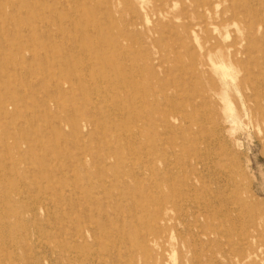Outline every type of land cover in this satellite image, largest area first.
I'll return each instance as SVG.
<instances>
[{"label":"rangeland","instance_id":"rangeland-1","mask_svg":"<svg viewBox=\"0 0 264 264\" xmlns=\"http://www.w3.org/2000/svg\"><path fill=\"white\" fill-rule=\"evenodd\" d=\"M194 6L0 0V168L7 167L12 188L7 195L0 178V264H234L246 234L256 252L247 264H264V57L247 102L235 85L243 75L228 55L219 74L195 71L198 60H221L207 46L245 35L251 42L241 48L264 54V0H226L209 19L220 31L210 26L198 40L187 33ZM124 31L131 40L118 37ZM116 41L122 53L109 50ZM214 84V103L185 106ZM135 94L146 95L147 104ZM250 107L253 114L244 111ZM188 132L202 137L198 147ZM213 166L222 168L209 174ZM203 172L206 183L199 181ZM168 194L176 213L189 216L160 230L167 234L161 247L149 237ZM241 200L255 208L241 212Z\"/></svg>","mask_w":264,"mask_h":264},{"label":"bare ground","instance_id":"bare-ground-1","mask_svg":"<svg viewBox=\"0 0 264 264\" xmlns=\"http://www.w3.org/2000/svg\"><path fill=\"white\" fill-rule=\"evenodd\" d=\"M18 1V0H17ZM61 1V0H60ZM67 2V0H64ZM226 0H193L195 6L193 8L194 10V13H193V21L188 24L189 27L188 28V37L192 38V39H195V40H198L200 37H201V31L206 29L208 31V29H210V26H213L214 30L215 31H220V27L218 25H216L214 22H211L209 19L212 18V14L213 12L215 11V9L217 7H219L221 4H223ZM233 1V0H231ZM235 2V1H234ZM253 2V0H252ZM89 3V2H88ZM181 3V2H180ZM51 4V3H50ZM236 4H237V1H236ZM62 5V4H61ZM60 5V6H61ZM231 5V4H230ZM240 5V4H239ZM88 6V5H87ZM86 6V7H87ZM170 6H173L172 4ZM85 7V8H86ZM231 7V6H230ZM53 8V7H52ZM51 8V9H52ZM60 8V7H59ZM84 8V6L82 7ZM91 8V7H90ZM65 9V8H64ZM89 9V8H88ZM86 9V10H88ZM96 12V8H94ZM100 9V8H99ZM255 9V7H254ZM46 10V11H45ZM44 10L45 13H47V8ZM85 10V9H83ZM92 10V9H91ZM186 10V9H185ZM261 10V9H260ZM78 11V10H77ZM43 12V13H44ZM86 11H84L85 13ZM169 12L170 10H167L166 8L162 9V13L164 15H169ZM262 12V11H261ZM88 13V12H87ZM86 13V14H87ZM259 13V12H258ZM263 13V12H262ZM58 15V13H56ZM67 14V13H66ZM90 14V13H89ZM264 14V13H263ZM224 15V14H223ZM233 15V14H232ZM67 16V15H66ZM73 16V15H72ZM7 17V16H6ZM92 17V16H91ZM44 20L46 19L45 17H43ZM42 18V20H43ZM62 18V16H61ZM78 18V17H77ZM88 20H89V17H86ZM100 18V17H99ZM102 18V17H101ZM66 19V18H65ZM82 19V18H81ZM6 20V19H5ZM76 20V19H75ZM50 21V19H49ZM62 21V20H61ZM236 21L239 22L238 19H236ZM73 24H74V20L71 21ZM78 22V21H77ZM151 22V21H150ZM232 22V21H231ZM241 22V21H240ZM51 22H49L50 24ZM81 24V23H80ZM105 24V23H104ZM78 25V23H77ZM76 25V26H77ZM110 25V24H109ZM134 25L135 27L137 26V23L134 22ZM187 25V26H188ZM50 26V25H49ZM79 27V26H78ZM93 27L95 29H102L101 28V24L99 25L96 21L94 22L93 24ZM106 27V26H105ZM109 27V26H108ZM255 27V26H254ZM74 28V27H73ZM72 28V29H73ZM96 30V31H97ZM4 31H6L4 29ZM77 31V29H76ZM257 31V29H256ZM59 33L61 32V29L60 31H58ZM54 33V32H53ZM47 34V33H46ZM165 35V34H164ZM3 36V35H2ZM53 36V35H52ZM57 36V34H56ZM80 36V35H79ZM90 36V35H89ZM119 38H124V40H131V38L127 37V34L126 32H122L119 36ZM50 38V37H49ZM65 38V37H64ZM67 38V37H66ZM94 38V37H93ZM80 39V38H79ZM244 41H247L249 40L248 42H251V38H249L247 35H245V37L241 38L240 40L239 39H235L233 42L225 45L224 47H221L220 45H211V46H207L205 49L206 50H210L212 52H219V57L221 58L220 62L218 63L217 60L216 61H213L212 60V64L209 63L208 61L204 60V61H201V60H198L196 65H195V71L200 73L202 71V75H208V77H211V75L213 73H218V69L221 68V67H226L227 66V63H226V60H225V57L228 55L231 60H232V63H236L237 67L239 66L240 68V72L242 73V77L240 78L239 80V83H235L236 86L238 87H241L243 88V93L241 95V98L244 100V101H250L252 100V93L254 92V88L256 87L257 83H256V79H254L256 77V72L259 71V72H263V69H262V58L264 57V54H260L259 57H256V56H253L252 54V51H251V46L250 44L249 45H245L244 48H241V46H243L242 42ZM100 41V40H99ZM111 41V40H110ZM117 42V41H116ZM113 43L110 44L109 46V50H112L114 51L113 53H116V54H119V52L122 53L123 51V45L120 44L119 42L117 43ZM199 42V41H198ZM264 45V44H263ZM84 46V45H83ZM79 47V46H78ZM203 47H205V45L203 44ZM253 47H255L253 45ZM256 48V47H255ZM83 49V47H82ZM85 49V48H84ZM108 48L103 44L100 46V50L104 52V50H107ZM254 49V48H253ZM255 50V49H254ZM79 51V50H78ZM88 51V50H87ZM97 51V50H96ZM82 52V51H81ZM126 52V51H125ZM254 52V51H253ZM264 52V51H263ZM64 53H67V52H63ZM86 53V52H85ZM84 53V54H85ZM94 53V52H93ZM257 53V52H256ZM69 54V53H68ZM89 54V53H88ZM79 55V53H78ZM90 55V54H89ZM94 55V54H92ZM110 55V54H109ZM240 55H242V57H240ZM65 56V55H64ZM71 57V56H70ZM82 57V55H81ZM124 57V56H123ZM98 58V57H97ZM104 58V57H103ZM70 59V58H69ZM72 59V58H71ZM108 59V58H107ZM93 60V58H92ZM100 60V58H99ZM104 60V59H103ZM46 61V59H45ZM97 62V61H96ZM107 62V61H106ZM109 62V61H108ZM78 63V62H77ZM75 64V66H79V64ZM86 63V61H85ZM162 63V62H161ZM84 64V63H83ZM104 64V63H103ZM85 65V64H84ZM13 66V65H12ZM81 66V65H80ZM230 66H231V62H230ZM72 69V68H71ZM201 69V70H200ZM26 70V69H25ZM117 70V69H116ZM199 70V71H198ZM71 71V70H70ZM74 72V71H73ZM228 69H223V72H222V79L221 81H223L222 83L224 85H228L227 83V80H225V77H227L226 75L228 74ZM27 74V73H26ZM199 75V74H198ZM98 76V75H97ZM115 76V75H114ZM71 77V76H70ZM259 79H261L260 77H258ZM101 79V77H100ZM201 79V78H200ZM254 79V80H253ZM117 80V79H116ZM202 81V79L200 80V82ZM260 81V80H259ZM203 82H201L202 84ZM107 84V83H106ZM110 87V86H109ZM157 87V86H156ZM101 88V87H100ZM57 89V88H56ZM120 89V88H119ZM212 90H204L203 93L200 94V98H195V97H191V96H188L187 97V102L185 104V106L187 107H192L193 109H197V108H200L202 107L203 105H207L211 102H215V95L217 94L218 92V86L216 84H214L211 88ZM246 89H249L251 90V94H246L245 90ZM260 89V88H258ZM102 90V88H101ZM157 89H155L156 91ZM65 91V90H64ZM80 91V90H79ZM154 91V90H153ZM110 92V91H109ZM115 93H116V90H115ZM143 94V93H142ZM92 95V94H91ZM116 95V94H115ZM263 95V94H262ZM90 96V95H89ZM108 96V95H107ZM161 96V95H160ZM163 96V94H162ZM100 97V96H99ZM110 97V96H109ZM152 97V96H151ZM101 98V97H100ZM135 98H138L140 99L142 102H144V104H147V96H141V94H135ZM175 98V97H174ZM112 99V98H111ZM259 99V97H258ZM126 100V99H125ZM260 102V100H258ZM173 103H175V99L172 100ZM114 103V102H113ZM36 105V104H35ZM114 105H116L114 103ZM163 106V105H162ZM117 107V106H116ZM130 107V106H129ZM126 108V107H125ZM175 111H176V115L178 113V111L176 110V108H174ZM227 109L228 110H231V112L229 113V115L227 116V118H231L232 121H235L237 119V115L233 113V107L232 105H228L227 106ZM72 110V109H71ZM116 110V109H115ZM130 110H132L130 108ZM44 111V110H43ZM67 111V110H66ZM121 111V110H119ZM245 112L249 111V113H254L255 112V108L254 107H250V108H245L244 109ZM126 112V111H125ZM149 112V111H148ZM122 113V112H121ZM140 109L136 112V110H133V113H132V117L134 114H140ZM158 113V112H157ZM203 113V112H202ZM222 113V112H221ZM78 114V113H77ZM102 114V113H101ZM104 114V113H103ZM73 115V114H72ZM105 115V114H104ZM103 115V116H104ZM159 115V114H158ZM10 116H13V115H10ZM99 116V115H98ZM219 116V115H218ZM240 116V115H239ZM30 117V116H28ZM107 117V116H106ZM179 117L183 118L185 121H190L192 122V116L190 114H181L179 115ZM221 117V116H220ZM158 118V117H157ZM99 119V118H98ZM33 120V119H32ZM100 120V119H99ZM37 121V120H36ZM122 121V120H121ZM30 122V121H29ZM60 122V121H59ZM35 123V122H34ZM73 123V122H72ZM113 123V122H112ZM101 124V123H99ZM237 124V123H236ZM32 125V124H31ZM50 125V124H49ZM167 127V126H166ZM52 128V126H51ZM63 129V127H62ZM134 130V129H133ZM153 130V129H152ZM71 131V130H70ZM85 132V131H84ZM179 133V132H178ZM153 134V133H152ZM54 135V134H53ZM99 136V135H98ZM145 136V134H144ZM150 136V135H149ZM187 139L191 142V144L195 147H198V144L202 141V137L201 136H195V134L191 135L189 132L187 133ZM82 137V136H81ZM102 137V136H100ZM142 137V136H141ZM137 138V137H136ZM158 138V137H157ZM149 139V138H148ZM101 140V139H100ZM116 140V139H115ZM158 140H156L157 142ZM104 142V141H103ZM152 142V141H151ZM138 143V142H137ZM154 144V143H153ZM151 145V143H150ZM155 145V144H154ZM158 145V144H157ZM160 145V144H159ZM158 145V146H159ZM156 146V145H155ZM145 147V146H144ZM160 147V146H159ZM158 147V148H159ZM156 148V147H155ZM170 149V148H168ZM201 150V149H200ZM170 151V150H169ZM187 151V150H186ZM106 152V151H105ZM171 152V151H170ZM105 154V153H104ZM171 154V153H170ZM106 155V154H105ZM104 155V156H105ZM159 156V155H158ZM156 156V157H158ZM89 158V157H88ZM187 161V160H186ZM189 161V160H188ZM167 163V162H166ZM189 163V162H188ZM191 163V162H190ZM223 169L231 172L233 170V165L231 166H228V165H225V164H221ZM100 166V165H99ZM190 168V166H188ZM222 167H215L213 166L212 167H209V171H211V173L209 174H216V173H219V169L222 168ZM99 168V167H98ZM148 168V167H147ZM244 168V167H243ZM97 169V168H96ZM7 170V167H4V168H0V172H1V175H0V178L3 182V184H5V187H4V190L6 191V194L8 195V193L10 191H12L11 187L9 186V182H8V176H9V173L6 171ZM173 170V169H172ZM15 173V172H14ZM246 173V172H245ZM68 175V173H67ZM200 175V174H199ZM207 176V174H205V172L202 173L201 177L199 178V181H203L204 183H206L204 181V178ZM128 178V177H127ZM153 179V178H152ZM124 181V180H123ZM189 180H187L186 183H188ZM8 182V183H7ZM109 182V181H108ZM191 182H192V179H191ZM148 183V182H147ZM146 183V185H147ZM203 183V184H204ZM231 187H236V185H238V180L236 179H232L230 182ZM149 185V184H148ZM151 186V184H150ZM144 187V186H143ZM142 187V188H143ZM238 189V187H236ZM146 189V188H145ZM156 189V188H155ZM198 189V188H197ZM236 189V191H237ZM247 190V189H246ZM222 191V190H221ZM224 192V190L222 191ZM133 193V191H132ZM150 194V193H149ZM159 194V193H158ZM132 195V194H131ZM153 195V194H152ZM107 196V194H106ZM89 197V196H88ZM138 197V196H137ZM142 197H145V196H142ZM178 198V197H177ZM184 198V194L183 192H181V194L179 195V199H183ZM240 197L238 196V199ZM4 199H6V197H4ZM241 199V198H240ZM250 199V198H249ZM165 205H164V209L162 210L161 214L159 215V217L157 218V223L159 224V228H157L158 230L154 229L151 231V234H152V237H149L151 239V241L155 242L156 244H158L159 246H163L161 242V240H164V237L167 236V234L163 235L162 232H167V231H170L171 229H176V224L178 222H184L187 220L188 216H189V211L188 210H185L183 213L179 214V213H176L177 211V200H175L172 196H170L169 194L166 195L165 197ZM258 201V200H257ZM135 202V200H134ZM255 202V201H254ZM254 202L250 203L249 200H241L240 201V205L242 207V210L241 212L245 210L249 211V210H252L253 208H255V204H253ZM259 204V203H258ZM154 206V205H153ZM210 206V205H208ZM207 206V207H208ZM205 207V206H204ZM158 209V208H157ZM197 209V208H196ZM236 209V208H235ZM226 210V208H225ZM200 211V210H199ZM237 212V211H236ZM233 213V212H232ZM146 214V213H145ZM214 214V213H213ZM144 215V213H143ZM148 215V214H147ZM229 215V214H228ZM238 216H240L238 214ZM247 216V215H246ZM5 218V217H4ZM232 219V218H231ZM243 219V218H242ZM210 223V222H209ZM154 224V223H153ZM201 225V224H200ZM117 227V226H116ZM227 227V226H226ZM115 228V227H114ZM245 228V227H244ZM164 229V231L162 230ZM229 229V228H228ZM162 232H161V231ZM243 230V229H242ZM84 231V230H83ZM160 232V233H157V232ZM209 231H212L211 229H205L204 232L205 233H208ZM246 232V230H245ZM242 233V232H241ZM150 234V235H151ZM202 234V233H201ZM209 234V233H208ZM246 239H243L242 240V243L240 245V247L238 248V250L236 251V254H235V261H234V264H247V262L253 257V255L256 253L255 252V249L253 248L251 242H252V236H250L249 234H246ZM261 235V232L260 234ZM263 235V233H262ZM201 236V235H200ZM222 236V235H221ZM223 237V236H222ZM264 237V236H263ZM128 238V237H127ZM261 239V237H260ZM241 241V240H240ZM251 241V242H250ZM262 242V239L260 240ZM205 242V241H204ZM264 242V241H263ZM208 247V246H207ZM261 251V250H260ZM118 254V253H117ZM256 255V254H255ZM144 256V255H143ZM145 257V256H144ZM228 258V257H227ZM137 264V263H136Z\"/></svg>","mask_w":264,"mask_h":264}]
</instances>
